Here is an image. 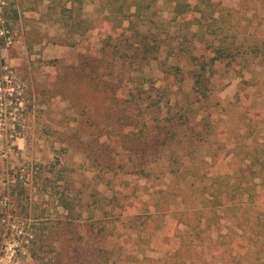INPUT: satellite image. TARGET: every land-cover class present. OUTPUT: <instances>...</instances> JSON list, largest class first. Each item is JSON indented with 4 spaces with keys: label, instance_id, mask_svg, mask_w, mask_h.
<instances>
[{
    "label": "rangeland",
    "instance_id": "rangeland-1",
    "mask_svg": "<svg viewBox=\"0 0 264 264\" xmlns=\"http://www.w3.org/2000/svg\"><path fill=\"white\" fill-rule=\"evenodd\" d=\"M142 122L183 131L136 157ZM0 233V264H264V0H0Z\"/></svg>",
    "mask_w": 264,
    "mask_h": 264
},
{
    "label": "trees",
    "instance_id": "trees-1",
    "mask_svg": "<svg viewBox=\"0 0 264 264\" xmlns=\"http://www.w3.org/2000/svg\"><path fill=\"white\" fill-rule=\"evenodd\" d=\"M190 5L191 4L188 3L185 4L183 2H178L175 6L176 14L183 15L190 13L188 9ZM141 42L145 56L147 55L148 52L152 53L153 50H157V47L151 45L146 38L144 41L142 40ZM231 52L232 51H230L229 49L220 47L214 50L212 56H208L206 59L199 58L197 60L199 64V71L194 75L195 76L194 89L199 96H201L206 100L209 99L210 87H209V80L207 78V71L210 68H212V65H214L217 61L225 60L226 58L231 57ZM84 70H86L85 67L83 68L81 73L78 74L79 79L87 80L86 78L88 77L90 78L91 81H93V79L88 74L84 73ZM113 88H114L113 86H111V88L110 87L107 88L108 89L107 93L110 95L111 94L116 95ZM140 125L142 126L140 132H138V134L137 132L132 134H127L125 142L129 145L130 152L134 154V156L137 157L139 153L144 152L151 157V160L157 159L158 156L164 152V150L162 151V148H169L173 143H177L183 131L181 125L172 123L168 125V127L164 126L161 132L155 131L154 135H151L152 132H150L149 135H147V137H144L143 129L147 130L148 126L146 122H142V124ZM163 132H165L164 138H162L161 136ZM192 135H195V132L192 131ZM192 139L193 138L191 136L190 141ZM137 167H138L137 168L138 173H141L146 177L148 176V174L145 172V165L143 166L142 164H137ZM0 242H1V233H0Z\"/></svg>",
    "mask_w": 264,
    "mask_h": 264
},
{
    "label": "built area",
    "instance_id": "built-area-1",
    "mask_svg": "<svg viewBox=\"0 0 264 264\" xmlns=\"http://www.w3.org/2000/svg\"><path fill=\"white\" fill-rule=\"evenodd\" d=\"M9 227H11V231L12 230H16L18 231L19 228L18 226H15L14 224H11V222L9 223ZM22 233V231H20ZM29 239H32V236H29ZM29 239H26V240H22V243L25 241L26 243L29 242ZM1 241H2V238H1ZM1 243V242H0ZM6 255H7V259L10 260V262H15V260L17 259V250H16V245L14 244H10L7 246L6 248Z\"/></svg>",
    "mask_w": 264,
    "mask_h": 264
}]
</instances>
